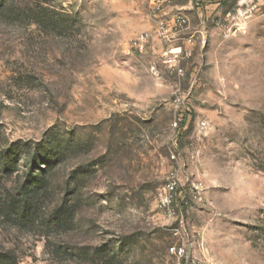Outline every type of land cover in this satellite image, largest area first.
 <instances>
[{
    "label": "rangeland",
    "instance_id": "1",
    "mask_svg": "<svg viewBox=\"0 0 264 264\" xmlns=\"http://www.w3.org/2000/svg\"><path fill=\"white\" fill-rule=\"evenodd\" d=\"M148 2L0 0V151L19 160L0 198L33 153L60 152L35 224L0 217L16 264H180L168 249L181 243L200 264H264V0H191L183 79L127 49L150 28ZM172 168L181 222L158 206ZM62 202L72 219L49 227Z\"/></svg>",
    "mask_w": 264,
    "mask_h": 264
},
{
    "label": "built area",
    "instance_id": "2",
    "mask_svg": "<svg viewBox=\"0 0 264 264\" xmlns=\"http://www.w3.org/2000/svg\"><path fill=\"white\" fill-rule=\"evenodd\" d=\"M176 1L149 0L148 6L153 27L130 37L127 42V49L134 54L146 55L158 46L161 64L170 73L183 79L187 75L185 64H188L192 58L193 46H195L198 36L184 37V34L189 30V19L181 11H171ZM195 2L202 3L205 0H195ZM179 42L181 43L177 44ZM185 99V94L181 92L179 86H175L171 94V105L178 121ZM172 127L177 128L176 121L173 122ZM181 176L179 169H170L165 176L161 189L158 206L168 221L179 218L181 222L183 211L188 205L181 187L183 183V176ZM171 231L174 236H180L178 229L173 228ZM168 252L180 264H200L190 255L187 257L188 247L185 243L169 247Z\"/></svg>",
    "mask_w": 264,
    "mask_h": 264
},
{
    "label": "trees",
    "instance_id": "3",
    "mask_svg": "<svg viewBox=\"0 0 264 264\" xmlns=\"http://www.w3.org/2000/svg\"><path fill=\"white\" fill-rule=\"evenodd\" d=\"M14 146L0 151V173L11 176L18 172V159L14 158ZM4 151L3 153H1ZM60 152L58 148L45 154L33 153L27 160L26 171L22 175L20 188L15 193L0 198V217L10 216L17 223L34 225L41 207L50 205V181L48 175L53 166L58 163ZM1 179V175H0ZM49 227H58L70 221L74 208L70 203L54 204L49 210ZM0 264H16L9 253L0 252Z\"/></svg>",
    "mask_w": 264,
    "mask_h": 264
},
{
    "label": "crops",
    "instance_id": "4",
    "mask_svg": "<svg viewBox=\"0 0 264 264\" xmlns=\"http://www.w3.org/2000/svg\"><path fill=\"white\" fill-rule=\"evenodd\" d=\"M189 7H191V1L190 0H177L174 4V6L171 8V11L176 12V11H181L184 14L187 15L188 13V9ZM152 22V21H151ZM153 27V23H151L150 28ZM149 28V29H150ZM148 30V29H147ZM189 31V30H188ZM191 34L187 35V32L184 34V37H187ZM197 41V40H196ZM196 41H195V46H193V49L195 50L196 48ZM181 42L177 43L180 44ZM149 53H152V55H154L156 58H158L160 60V56H159V48L158 46H156L155 50L150 51ZM148 53V54H149ZM147 55V54H146ZM185 66H187V64H185Z\"/></svg>",
    "mask_w": 264,
    "mask_h": 264
}]
</instances>
